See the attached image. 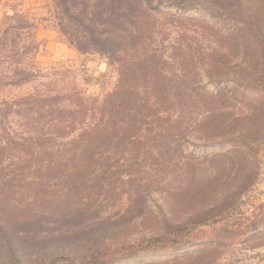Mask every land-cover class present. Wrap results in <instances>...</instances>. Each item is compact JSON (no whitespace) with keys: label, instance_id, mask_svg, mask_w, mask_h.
<instances>
[{"label":"rangeland","instance_id":"1","mask_svg":"<svg viewBox=\"0 0 264 264\" xmlns=\"http://www.w3.org/2000/svg\"><path fill=\"white\" fill-rule=\"evenodd\" d=\"M137 1L147 13L143 19L127 15L126 0L116 5L124 18L109 17V0H0V145L11 146L12 142L28 138L44 144L49 140L50 147L39 150L38 163L44 165L56 158L57 152L73 149L72 130L85 121L107 120V96L120 85L121 57L133 62L151 53L161 57L165 63L162 67L170 75L166 89L179 94L189 91L190 79L196 73L191 54L206 60L224 54L233 64L234 47L204 28L202 17L197 16L199 22H195L192 20L197 14L180 15L170 10L163 13L153 2L156 12L146 7L143 0ZM102 3L104 8L100 9ZM87 29L94 32V41ZM111 31L125 38L129 48L132 36L136 48L125 54L121 48L113 52L95 44L108 36L101 33ZM206 109L205 104L189 110L175 106L171 115L187 111L191 118L185 121L194 125ZM122 120L130 121V115L125 114ZM251 127L260 130L257 121ZM260 137H254L256 141L251 145L255 176L239 200L240 210L256 220L257 226L252 229L251 224L248 234H261L259 238L237 236L223 240L209 229L193 242L210 241L215 236L216 246L123 257L115 264H158L164 260L173 264L174 258H178L176 264H264V134ZM8 152L20 154L16 148ZM256 152L259 155L255 156ZM175 155L170 163L165 162V155L162 161L157 155L155 166L149 164L128 177L123 172V182L117 184L109 182L108 175L98 187L92 181L93 175L85 174L84 184H72L73 171L66 173L60 167L39 172L18 169L17 187L0 189V199L8 197L1 203L2 209L14 215L8 220L19 251L17 258L23 257L19 264H49L61 257L74 263L85 258L86 263L92 264L101 260L98 256L111 258L107 252L132 244L152 230L159 221L158 206L163 201L168 217L178 220L191 215L203 201L199 189L218 183L213 180L216 170L206 163L195 166L196 171L190 173ZM5 173L13 176L12 171ZM151 193H156V197H148ZM152 199L155 200L149 203ZM234 222L249 223L239 216ZM20 243L23 251L16 246ZM13 262L0 241V264Z\"/></svg>","mask_w":264,"mask_h":264},{"label":"trees","instance_id":"2","mask_svg":"<svg viewBox=\"0 0 264 264\" xmlns=\"http://www.w3.org/2000/svg\"><path fill=\"white\" fill-rule=\"evenodd\" d=\"M119 2L121 0H109V17L124 18L116 9ZM126 2L129 17L143 19L144 14L147 15L141 10L137 0ZM153 2L163 13L170 10L180 15L197 14L195 20L191 19L195 22H199L197 16L202 17L204 28L212 31L214 37L221 42L234 47L236 53L233 64L229 56L224 54L207 60L191 54V64L196 73L190 79L192 84L189 91L179 94L177 91L170 93L166 89L170 75L163 69L162 65L165 63L161 57L151 53L136 62L121 57L118 59L120 85L107 96V120L85 121L81 127L72 130L71 135L75 136L71 144L75 145L73 149L57 152V157L45 161L44 165L42 162L38 163L41 161L39 150L50 147L49 140H45L47 144H44L43 141L28 138L12 142L11 146L0 145V189L5 186L17 187L16 172L20 168L31 170L30 172L64 168L66 173L73 171L75 176L71 183L74 185L85 183L83 174L86 177L93 175L92 181L97 187L107 180L108 175L111 177L108 181L117 184L123 182V172L128 177L149 164L155 166L158 163L157 155L161 161L165 155V162L170 163L177 156L175 154H178L179 164L186 166L190 173L196 171L195 166L201 164L207 163L215 168L213 180H218V183L199 189L203 201L197 204L191 215L174 220L168 217L167 204L163 201L158 206L159 221L152 230L144 233L134 243L118 247L111 253L105 249L111 258L98 256L101 260L92 264H115L123 257H142L187 248L202 250L204 246H216L218 243L214 241L215 236L210 241L193 242L194 238L209 232V229L223 240L237 236L255 240L261 235L248 234L251 224L252 229L257 226L256 220L250 219L240 210L239 200L252 185L255 176L251 145L264 134V0H143L146 7L157 12ZM99 8H104V4H99ZM87 32L94 41V32L90 29ZM105 34L108 35L106 38L95 42L102 49L109 48L108 50L118 52L121 48L123 53L128 54L130 49L136 48L137 43L133 42L132 36L129 40L132 47L129 48L130 44H125L128 41L117 37L114 31L109 34L101 33V36ZM197 71L200 72L199 75ZM199 104H205L207 111L194 125L185 121V118H191V115H186L187 111L175 113L177 118L175 114L171 115V112H175V106H184L189 110L197 108ZM151 108L152 111L143 113V110ZM125 114L130 115V121L122 120ZM138 116L141 117L140 120H137ZM177 119L184 121H174ZM253 121L258 122L260 130L256 131L251 127ZM14 148L20 154L8 155V151ZM257 155L259 152H256L255 156ZM8 170L12 171L13 176L9 177L5 173ZM52 179L59 180L60 177ZM149 196L154 198L156 193ZM1 197V246L14 260L13 263L19 264L23 257L17 258L16 251H19L14 246L16 240L8 220L14 215L2 209L1 203L8 200V197ZM153 200L155 199L148 201L152 203ZM237 216L249 223H235ZM16 246L24 250L22 243ZM61 258H54L49 264H89L85 262V258L78 263ZM167 261H160L158 264H167ZM172 261L176 264L178 258Z\"/></svg>","mask_w":264,"mask_h":264}]
</instances>
